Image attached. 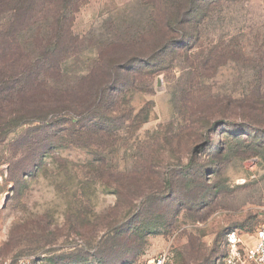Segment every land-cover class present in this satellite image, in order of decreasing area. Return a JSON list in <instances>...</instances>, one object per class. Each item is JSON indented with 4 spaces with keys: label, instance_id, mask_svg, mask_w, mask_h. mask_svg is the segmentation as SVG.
<instances>
[{
    "label": "rangeland",
    "instance_id": "rangeland-1",
    "mask_svg": "<svg viewBox=\"0 0 264 264\" xmlns=\"http://www.w3.org/2000/svg\"><path fill=\"white\" fill-rule=\"evenodd\" d=\"M152 1L72 8L71 36L82 46L65 65L70 85L124 30L145 43ZM54 10L42 26L49 36L58 30ZM205 14L199 39L171 56L167 70L137 77L127 93L132 123L115 132L111 150L40 151L38 167L14 171L15 162L29 166L25 146L51 131L43 124L17 130L14 118L44 110L47 95L29 84L0 94V264H102L97 258L113 248L109 264H155L163 254L165 264H223L229 232L250 240L264 220V0H210ZM11 19L0 9V79L40 52L28 30L19 48L7 39ZM167 170L174 193L163 200ZM146 187L160 196L148 197Z\"/></svg>",
    "mask_w": 264,
    "mask_h": 264
},
{
    "label": "trees",
    "instance_id": "trees-1",
    "mask_svg": "<svg viewBox=\"0 0 264 264\" xmlns=\"http://www.w3.org/2000/svg\"><path fill=\"white\" fill-rule=\"evenodd\" d=\"M209 1L153 0L152 30L149 38L154 36L155 41L148 38L145 43H138L136 40L133 42L129 32L124 30L123 38L119 37V42H113L108 52H103L88 69L80 71L77 82L70 85L65 65L71 53H81L82 41L71 36L68 15L73 12V7H82L88 0H0L1 11L10 12L13 18L10 23L12 30L7 39L13 40L19 48V45L25 42V32L28 30L33 32L32 37L37 35L40 47V52L33 58V62L19 68L22 69L20 73L0 79V94L16 89L19 91L14 92L22 93L24 86L29 84L31 87L39 85L44 88L47 95L48 106L44 110H38L36 107L28 113L27 120H24L20 113L14 118L18 121L16 129L27 124H43L51 131L55 130L56 126L64 127L55 132H48L44 141H38L36 138L30 141L25 146V150H30L32 157H29L28 168H21L20 163L15 162L14 171H27L38 167L35 158L40 151L48 154L69 145L111 150L118 136L115 132L122 131L127 124L132 123L133 114L127 107V93L135 86L137 77L153 70H167L171 56L196 41L195 37L199 39L200 27L207 16L205 13ZM50 9H55L52 15L56 20L54 25H58V30L54 31L52 36L48 35L47 28L46 32L42 29L51 17ZM32 98L35 103L40 96L35 93ZM186 108L187 104H184L183 109ZM137 121L138 117L133 120L134 123ZM205 128L206 126L201 131ZM25 150H20L19 153ZM158 161L155 158L149 161L150 174H156L155 165ZM138 181L142 182L141 179ZM163 182L166 191L160 195L161 199L166 200L174 193L168 170L164 174ZM146 188L148 197L160 196L158 194L161 191L152 192V187ZM132 227L128 232L132 231ZM112 233L115 239L116 232ZM117 255V248H113L111 255H108L112 257L111 260H105L108 256L97 259L102 264H109ZM127 259L114 264L127 263Z\"/></svg>",
    "mask_w": 264,
    "mask_h": 264
},
{
    "label": "built area",
    "instance_id": "built-area-1",
    "mask_svg": "<svg viewBox=\"0 0 264 264\" xmlns=\"http://www.w3.org/2000/svg\"><path fill=\"white\" fill-rule=\"evenodd\" d=\"M228 255L222 259L223 264H264V220L256 226L250 240H244L240 232L233 230L227 235ZM166 255H161L155 264H165ZM221 261V260H220ZM2 264H12L5 261ZM16 264H30L19 260Z\"/></svg>",
    "mask_w": 264,
    "mask_h": 264
}]
</instances>
